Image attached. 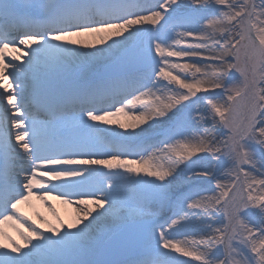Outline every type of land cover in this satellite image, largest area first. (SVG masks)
<instances>
[{
  "label": "snow or ice",
  "instance_id": "obj_1",
  "mask_svg": "<svg viewBox=\"0 0 264 264\" xmlns=\"http://www.w3.org/2000/svg\"><path fill=\"white\" fill-rule=\"evenodd\" d=\"M0 264H264V0H0Z\"/></svg>",
  "mask_w": 264,
  "mask_h": 264
},
{
  "label": "bare ground",
  "instance_id": "obj_2",
  "mask_svg": "<svg viewBox=\"0 0 264 264\" xmlns=\"http://www.w3.org/2000/svg\"><path fill=\"white\" fill-rule=\"evenodd\" d=\"M121 119L124 118L121 117ZM73 199L77 198L73 197ZM49 202L56 208V211L66 223L71 222L75 218V214L77 212L76 204H66L59 199H55L54 197H50ZM22 208L27 215L32 216L34 219L36 218L35 214L37 211L43 213L49 219H53L51 213L48 211L47 205L41 204L39 201H33L32 206L23 205ZM37 223H39V221H37ZM12 234L15 235L14 232Z\"/></svg>",
  "mask_w": 264,
  "mask_h": 264
}]
</instances>
